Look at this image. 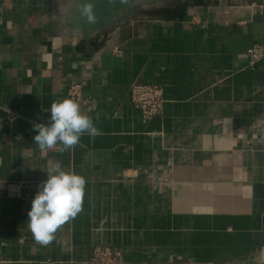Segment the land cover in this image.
I'll return each instance as SVG.
<instances>
[{
    "label": "crops",
    "instance_id": "0c3cea01",
    "mask_svg": "<svg viewBox=\"0 0 264 264\" xmlns=\"http://www.w3.org/2000/svg\"><path fill=\"white\" fill-rule=\"evenodd\" d=\"M179 1L86 39L55 22L65 0H0V264H102L96 247L109 264H264V57L246 55L264 0ZM132 82L163 88L160 114L142 119ZM76 83L102 135L42 153L33 124ZM49 161L86 185L44 246L12 191L36 195Z\"/></svg>",
    "mask_w": 264,
    "mask_h": 264
},
{
    "label": "clouds",
    "instance_id": "9594fccd",
    "mask_svg": "<svg viewBox=\"0 0 264 264\" xmlns=\"http://www.w3.org/2000/svg\"><path fill=\"white\" fill-rule=\"evenodd\" d=\"M75 3L86 24L98 23L95 0H75ZM50 113L47 124H33L37 132L34 142L42 153L57 146L61 152L69 151L84 135L93 139L102 135L93 118L82 113L79 104L70 98L54 101ZM45 171L47 179L38 185L28 212V227L34 240L47 246L54 240L55 233L82 210L86 179L72 170H65L59 161H49Z\"/></svg>",
    "mask_w": 264,
    "mask_h": 264
},
{
    "label": "water",
    "instance_id": "95a60500",
    "mask_svg": "<svg viewBox=\"0 0 264 264\" xmlns=\"http://www.w3.org/2000/svg\"><path fill=\"white\" fill-rule=\"evenodd\" d=\"M156 1L95 0L98 23L89 25L80 17L75 0H65L60 5L54 20L62 32L87 39L112 29L118 23L137 18L145 8L156 5Z\"/></svg>",
    "mask_w": 264,
    "mask_h": 264
},
{
    "label": "built area",
    "instance_id": "2783aa9c",
    "mask_svg": "<svg viewBox=\"0 0 264 264\" xmlns=\"http://www.w3.org/2000/svg\"><path fill=\"white\" fill-rule=\"evenodd\" d=\"M191 21L205 25L204 21H202L197 15L192 16ZM114 51H116L115 48ZM246 55L250 62L253 63L264 57V49L259 44H253L246 50ZM67 96L77 103L84 102L81 93V85L78 83L72 84L68 87ZM129 98L134 107L140 111L143 120H148L151 117L160 114L166 101L163 95V88L155 83L132 82L129 86ZM23 187L28 189L25 193L21 194L18 191H12V194L23 198L26 203L32 205L35 195L29 190L34 188V185L29 183L23 185ZM116 255V251L109 247H96L93 250V259L103 263L112 262L116 258Z\"/></svg>",
    "mask_w": 264,
    "mask_h": 264
},
{
    "label": "rangeland",
    "instance_id": "374dc122",
    "mask_svg": "<svg viewBox=\"0 0 264 264\" xmlns=\"http://www.w3.org/2000/svg\"><path fill=\"white\" fill-rule=\"evenodd\" d=\"M172 2V3H174V4H176V2L178 3L179 2V4H182L183 2H181V1H179V0H157L156 2H155V4L156 5H154V7L155 8H153L150 12L152 13V14H154V15H159L160 14V12L161 11H163V6H167L170 2ZM198 2V0H184V3H186V2ZM178 4V5H179ZM151 7V6H150ZM115 260V259H114ZM113 260V261H114ZM112 261V262H113ZM97 262H100V261H97ZM100 263H102L103 264V262H100ZM111 263V262H110ZM109 264V263H108Z\"/></svg>",
    "mask_w": 264,
    "mask_h": 264
}]
</instances>
